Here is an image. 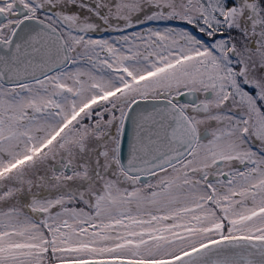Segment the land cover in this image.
<instances>
[{"label": "snow or ice", "instance_id": "obj_1", "mask_svg": "<svg viewBox=\"0 0 264 264\" xmlns=\"http://www.w3.org/2000/svg\"><path fill=\"white\" fill-rule=\"evenodd\" d=\"M0 264H264V0H0Z\"/></svg>", "mask_w": 264, "mask_h": 264}, {"label": "water", "instance_id": "obj_2", "mask_svg": "<svg viewBox=\"0 0 264 264\" xmlns=\"http://www.w3.org/2000/svg\"><path fill=\"white\" fill-rule=\"evenodd\" d=\"M126 143V142H125Z\"/></svg>", "mask_w": 264, "mask_h": 264}]
</instances>
